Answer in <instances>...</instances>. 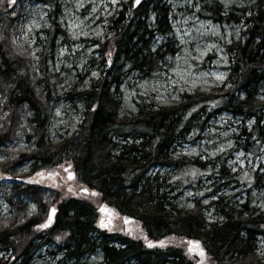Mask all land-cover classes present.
<instances>
[{
    "label": "trees",
    "instance_id": "16d2710c",
    "mask_svg": "<svg viewBox=\"0 0 264 264\" xmlns=\"http://www.w3.org/2000/svg\"><path fill=\"white\" fill-rule=\"evenodd\" d=\"M156 1L132 5L130 19L102 45L111 70L79 93L85 118L77 134L59 144L46 139L56 99L55 83L44 60L38 65L28 49L13 43V31H18L24 9L21 5L13 14L6 2L0 5V153L8 155L0 162V190L5 188L2 195L11 210V216L0 213V264H32L35 253L46 243H55L65 260L79 261L101 248L103 264H197L201 257L186 250L189 240L200 242L205 264H264V257L259 258L255 252L256 236L264 234V214L234 215L228 200L222 199L218 204L224 220L207 222L199 203L192 208L167 207L164 195L147 175L158 164L191 167L194 162L187 159L174 162L168 150L200 110L207 105L212 112L236 110L234 91L240 89L250 96L258 84H264V10L253 18L248 39L235 50L236 82L230 93L167 108L141 107L131 116L120 118L114 92L119 90L121 70L127 64L131 69L153 67L160 59V51L143 47L149 30L140 19L143 7L148 3L157 6ZM51 4L55 14L56 0ZM155 9L164 19V9ZM204 10L218 22L233 17L221 16L214 9ZM56 30L54 22L51 33ZM259 108H249L248 112L257 114ZM19 133L27 138L28 152L8 149ZM254 134L260 135L258 125ZM116 137H122L125 143L119 145ZM25 162H31V169L41 174L39 179L18 181L17 173ZM65 165L71 166L75 178L65 177ZM4 183L12 185L6 187ZM85 188L87 193L81 191ZM28 201L35 202L34 213ZM103 203L138 222L143 238L99 228L98 210ZM51 206L57 208L53 222L47 228H38L47 221ZM145 237L153 242L151 247Z\"/></svg>",
    "mask_w": 264,
    "mask_h": 264
},
{
    "label": "rangeland",
    "instance_id": "374dc122",
    "mask_svg": "<svg viewBox=\"0 0 264 264\" xmlns=\"http://www.w3.org/2000/svg\"><path fill=\"white\" fill-rule=\"evenodd\" d=\"M134 1L56 0L55 14L52 0H15V4L8 7L15 13L22 5L24 15L18 31H13V39L29 50L38 65L44 60L55 83L56 99L46 133L48 142L59 144L79 131L85 118V104L79 93L90 89L107 69L111 70L110 59L107 60L102 45L130 19ZM156 2L157 6L148 3L143 7L140 19L149 30L143 47L148 46L152 52L160 51L161 56L153 67L131 69L127 64L121 70L119 90L114 92L120 104V118L131 116L141 107L167 108L193 99L230 93L236 82L235 50L248 39L253 18L264 10V0ZM156 7L164 9V19L157 16ZM205 8L214 9L221 16L230 14L233 17L230 21L218 22L206 15ZM54 22L57 30L52 34ZM213 73H223V80H217ZM233 104L237 111L229 108L212 112L210 105L205 106L188 130L172 144L168 156L174 162L190 160L194 162L191 167L166 163L147 172L155 189L159 187L164 195L167 207L192 208L199 203L207 222H221L224 215L218 202L225 199L234 215L239 212L255 216L264 214V84H258L250 96L240 89L234 91ZM259 106L262 108L257 114L248 112L249 108ZM257 125L259 137L254 134ZM115 141L119 145L125 143L122 137H116ZM28 144L26 136L19 133L8 149L28 152ZM7 158L5 152L0 153V162ZM67 166L62 168L66 178ZM17 178L19 182L39 179L37 172L31 169V162L20 166ZM10 184L4 183L6 187ZM0 191V213L11 216L10 206L2 195L5 188ZM28 202L34 213L35 202ZM113 210L114 216L98 210L99 228L108 233L143 238L138 222L125 223L119 210L115 207ZM102 219L108 223V228L100 227ZM185 246L188 251V244ZM255 252L259 258L264 257V234L256 236ZM103 262L101 248L79 261L65 260L55 243L43 244L32 260V264Z\"/></svg>",
    "mask_w": 264,
    "mask_h": 264
},
{
    "label": "snow or ice",
    "instance_id": "6c2138e0",
    "mask_svg": "<svg viewBox=\"0 0 264 264\" xmlns=\"http://www.w3.org/2000/svg\"><path fill=\"white\" fill-rule=\"evenodd\" d=\"M5 2L7 3L8 7H12V5L15 4V0H0V5L5 4ZM139 3H140V0H135V4H139ZM197 7H198V5H197ZM5 11H7V10L5 9ZM36 26L39 27V25H36ZM82 34L87 35V33H82ZM13 43H15V41H13ZM92 75L95 76L96 73L93 72ZM204 75H208V74L205 73ZM213 75L216 77L217 80H221V81L223 80V77H224L223 73H213ZM181 79H183V76H181ZM241 155H242V153H241ZM69 167H70V165H69ZM65 171L67 172V169H65ZM37 175H41V174L37 173ZM48 175L49 176H55L57 174L56 173H49ZM68 179L69 180L73 179V173L68 172ZM81 191L87 192L88 189H86V188L81 189ZM92 195H96V193L93 192ZM206 202L207 201H205V203ZM101 210L104 211L105 209L102 207ZM51 211H52V213H54L56 211V209L53 208ZM128 219L129 218L125 217V223H128ZM51 222H52V215L49 214L47 221L45 223L37 225V227L38 228H47L51 224ZM99 223H100V227H102V228H108V226H109L108 223H105L103 219ZM58 239H59V237H58ZM145 240H146L147 244L151 247L153 242L150 240H147L146 237H145ZM158 243L163 245L164 241H159ZM187 244H188V251L190 253H196L201 257V260H198L197 264H203V258L205 257V252H204V249L199 246L200 242L196 241V240H189V241H187Z\"/></svg>",
    "mask_w": 264,
    "mask_h": 264
},
{
    "label": "water",
    "instance_id": "95a60500",
    "mask_svg": "<svg viewBox=\"0 0 264 264\" xmlns=\"http://www.w3.org/2000/svg\"><path fill=\"white\" fill-rule=\"evenodd\" d=\"M145 1H147V0H140V3H139V4H135V1H134V6L137 7L138 5H140L141 3L145 2ZM68 168H69V167H68ZM68 168H66V169H68ZM71 173H73V178H74L75 173H74V172H71ZM102 207L105 209L104 211L101 210ZM53 208H55V207H51L50 212H49V214L52 215V221H53V219H54V217H55V213H56V211H55L54 213H52L51 210H52ZM55 209H56V208H55ZM56 210H57V209H56ZM100 210L102 211L103 214H106V213H107L109 216L112 215L111 208L108 207V206H104V205H102L101 208H100ZM51 223H52V222H51Z\"/></svg>",
    "mask_w": 264,
    "mask_h": 264
},
{
    "label": "flooded vegetation",
    "instance_id": "af4514ba",
    "mask_svg": "<svg viewBox=\"0 0 264 264\" xmlns=\"http://www.w3.org/2000/svg\"><path fill=\"white\" fill-rule=\"evenodd\" d=\"M112 216H114V212H113V215Z\"/></svg>",
    "mask_w": 264,
    "mask_h": 264
},
{
    "label": "bare ground",
    "instance_id": "6f19581e",
    "mask_svg": "<svg viewBox=\"0 0 264 264\" xmlns=\"http://www.w3.org/2000/svg\"><path fill=\"white\" fill-rule=\"evenodd\" d=\"M123 31V30H122ZM27 135V134H26Z\"/></svg>",
    "mask_w": 264,
    "mask_h": 264
}]
</instances>
